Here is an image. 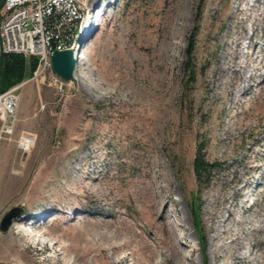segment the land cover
I'll return each instance as SVG.
<instances>
[{
    "label": "rangeland",
    "instance_id": "1",
    "mask_svg": "<svg viewBox=\"0 0 264 264\" xmlns=\"http://www.w3.org/2000/svg\"><path fill=\"white\" fill-rule=\"evenodd\" d=\"M92 12L74 80L33 75L18 91L0 223L14 207L27 217L0 232V258L264 264V0H98ZM199 147L217 168L209 183Z\"/></svg>",
    "mask_w": 264,
    "mask_h": 264
},
{
    "label": "built area",
    "instance_id": "2",
    "mask_svg": "<svg viewBox=\"0 0 264 264\" xmlns=\"http://www.w3.org/2000/svg\"><path fill=\"white\" fill-rule=\"evenodd\" d=\"M98 0H4L1 9L0 49L7 54L38 60L35 79H44L55 72L52 55L55 51L71 50L76 56L75 71L82 61L79 54V34ZM75 76V75H74ZM53 80V79H52ZM24 83L0 94V140L14 132ZM21 138L19 144L24 150ZM25 151V150H24Z\"/></svg>",
    "mask_w": 264,
    "mask_h": 264
},
{
    "label": "trees",
    "instance_id": "3",
    "mask_svg": "<svg viewBox=\"0 0 264 264\" xmlns=\"http://www.w3.org/2000/svg\"><path fill=\"white\" fill-rule=\"evenodd\" d=\"M37 65L38 60L35 57L27 60L21 55H5L3 69L1 72L0 94L23 83L25 80L32 78L37 69ZM188 72L190 75L193 74L191 70H188ZM194 171L199 182L207 183L213 180L214 173L217 171L216 166L206 159V155L204 154L202 147L197 149L194 159Z\"/></svg>",
    "mask_w": 264,
    "mask_h": 264
},
{
    "label": "water",
    "instance_id": "4",
    "mask_svg": "<svg viewBox=\"0 0 264 264\" xmlns=\"http://www.w3.org/2000/svg\"><path fill=\"white\" fill-rule=\"evenodd\" d=\"M4 0L0 2V24H1V9L3 8ZM0 82H1V72L3 69V61L5 59V54L0 49ZM75 65H76V56L73 51H55L52 55V66L54 72L64 81L72 82L75 78ZM26 209L24 207H14L12 208L2 219L0 223V232L3 234L8 233L15 223L25 219Z\"/></svg>",
    "mask_w": 264,
    "mask_h": 264
},
{
    "label": "crops",
    "instance_id": "5",
    "mask_svg": "<svg viewBox=\"0 0 264 264\" xmlns=\"http://www.w3.org/2000/svg\"><path fill=\"white\" fill-rule=\"evenodd\" d=\"M0 264H22L19 261H17L16 258H8V257H4V258H0Z\"/></svg>",
    "mask_w": 264,
    "mask_h": 264
},
{
    "label": "bare ground",
    "instance_id": "6",
    "mask_svg": "<svg viewBox=\"0 0 264 264\" xmlns=\"http://www.w3.org/2000/svg\"><path fill=\"white\" fill-rule=\"evenodd\" d=\"M82 58V60H84L85 59V56H83V57H81ZM263 70V68L259 65V67L257 68V71H258V73L260 72V71H262ZM33 235V234H32ZM34 237H36V235H33Z\"/></svg>",
    "mask_w": 264,
    "mask_h": 264
}]
</instances>
